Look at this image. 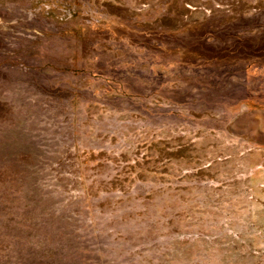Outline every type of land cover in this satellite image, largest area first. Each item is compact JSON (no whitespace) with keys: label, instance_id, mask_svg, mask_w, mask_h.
Here are the masks:
<instances>
[{"label":"rangeland","instance_id":"rangeland-1","mask_svg":"<svg viewBox=\"0 0 264 264\" xmlns=\"http://www.w3.org/2000/svg\"><path fill=\"white\" fill-rule=\"evenodd\" d=\"M0 264H264V0H0Z\"/></svg>","mask_w":264,"mask_h":264}]
</instances>
